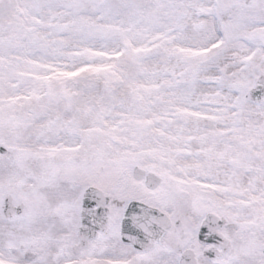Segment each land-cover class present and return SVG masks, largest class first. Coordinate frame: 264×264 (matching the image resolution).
Wrapping results in <instances>:
<instances>
[{
	"label": "snow or ice",
	"instance_id": "6c2138e0",
	"mask_svg": "<svg viewBox=\"0 0 264 264\" xmlns=\"http://www.w3.org/2000/svg\"><path fill=\"white\" fill-rule=\"evenodd\" d=\"M0 264H264V0H0Z\"/></svg>",
	"mask_w": 264,
	"mask_h": 264
}]
</instances>
